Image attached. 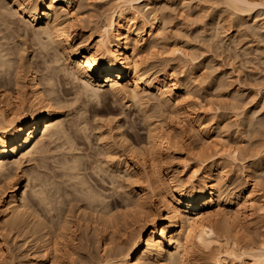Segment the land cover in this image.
Segmentation results:
<instances>
[{"label":"bare ground","instance_id":"bare-ground-1","mask_svg":"<svg viewBox=\"0 0 264 264\" xmlns=\"http://www.w3.org/2000/svg\"><path fill=\"white\" fill-rule=\"evenodd\" d=\"M2 1L0 264L9 255L8 239L21 237L41 248L40 264L89 263L77 256L79 249L69 250L64 244L67 236L78 241L76 227L67 229L75 217L76 223H85L81 227L87 236L92 232L110 240L95 264H264V240L254 244L239 236L242 221L250 226L254 211L264 213L256 195L262 190L257 179L264 178V146L255 148V137L250 136L242 147L251 152H243L236 140L231 146L230 137L221 136L217 123L207 127L194 117L192 126L202 145L190 160H175L172 148L178 145L179 134L171 132L161 109L173 117L184 110L190 117L196 114V105L183 107L181 102L190 103L188 86L197 84L194 62L206 64L208 59L195 50L189 54L182 45L172 48L173 56L190 58L195 68L181 85L167 69L151 73L143 67L145 55L160 46L170 49L164 32L173 20L161 0H113L95 29L98 40L86 48L81 45L93 36L94 28L83 24L79 10L84 0H8L10 6ZM219 3L233 14L235 28L264 38V0ZM218 16L204 20L205 29L232 27ZM220 34L206 37L212 47L235 43L231 35L225 40ZM238 47L233 60L239 61L243 53L247 61L250 48ZM233 92L231 109L236 117L245 115L243 121L238 118L241 123L254 127L252 135L262 134L264 115L259 111L262 114L264 94L259 100L250 96L255 106L245 114L246 107L238 103L241 89ZM69 113L75 116L70 122ZM136 114L145 126L144 138ZM90 132H96L95 145ZM192 160L198 170L189 167ZM239 163L242 188L230 184L235 178L231 167ZM119 232L127 236L125 240L117 239Z\"/></svg>","mask_w":264,"mask_h":264},{"label":"rangeland","instance_id":"rangeland-1","mask_svg":"<svg viewBox=\"0 0 264 264\" xmlns=\"http://www.w3.org/2000/svg\"><path fill=\"white\" fill-rule=\"evenodd\" d=\"M112 1L113 0H86V1L84 0L83 1V3H82L83 6L80 8L79 12L85 18V21L83 22V24L85 23L84 26L87 25V26L94 28V30L92 29L94 34L89 40H87V42H85L84 44L81 45V48H86L88 46H91V45H93L92 43H95L98 40L99 34H98V31L95 29H96V27L101 25V23L103 21V16L105 15L106 11L110 8L111 4L113 3ZM219 1L218 0L217 1L216 0H184V1L183 0H170V1H168L169 3L168 2L166 3L164 0H161L160 5H161V7H163V11L167 12V14L170 16V19L172 16V20H173V21L170 20L172 22H170L171 23L170 26L164 32V36L166 39L165 43L169 44L170 47H168V48H170V49H167V47H164V46H160L158 48V50H156V53L154 52L151 55L147 54V55H145V57H143V58H145L143 61L144 62L143 67H148V69L150 70L151 73L159 72L162 69H165V70L167 69L166 72L170 75L173 73L171 76L176 78V81L178 80V83L180 85L183 83H186V81H188L187 79H189V77H190L189 75L191 72L190 69L192 70V69L196 68L194 70V74L197 76V78H196L197 84L194 83L193 86L191 84H189V86H188V87L191 86L190 88H188L189 92H190V96H191L190 103L187 101H185L186 103L184 101L181 102L183 107H186L188 104H193L194 107L196 105V107H195L197 109L196 114L193 117L192 116L190 117V115L187 112H185V110H184L183 114L179 115L178 117L177 116L173 117L170 114V111L168 109H166V108L161 109V111L163 112L162 116L164 115L163 118L166 117L164 119L165 123L167 122L166 124L168 127L171 128V132H173V134L176 133L175 135L179 134L178 135L179 136L178 137V141H179L178 145L176 147H174L175 146L174 145L172 148V151L175 155V160L177 159L176 162L182 163V162H186L187 160H190V158L192 157V153L194 154V152L197 151L199 146L202 145L201 144L202 140L199 137L200 135L192 126V120L194 117L198 121H200V123L205 124V126H207V127H209V125L211 127L212 123H217V126H219V127H217L218 130L223 132L221 134V136L222 137L223 136H226V137L229 136L230 137V145L231 144L234 145L233 143L236 140L235 142H238L237 145H240L239 147H241V150L243 152L246 151L243 149L247 146V144H248L247 142L250 140L249 139L250 136L255 137V140H254L256 142L255 148L257 146V149H261L264 146V142H263L264 141V135H263L264 131H262V134H255V135L253 132V135H252V133L250 131H254L253 130L254 127L253 126L248 127L245 124H243L244 122L241 123V121L244 120L243 118H245V115H242L244 117H240V116L236 117L235 110L231 109L232 108V106H231L232 99L231 98H233L232 94L234 93L233 91H235L236 89H241V94H242V96H240L241 98L239 97V101H238L239 105H241V103H243L241 106L246 107V109L249 110V111L245 110V114L250 113L251 110L254 109L253 107L255 106L254 105L255 102H253V100H251V98L255 97V99L259 100L261 98L260 97L261 92H262V95L264 94V65H262V63H264V38L261 39V38L254 36L247 29L245 30L244 28H238L237 26H236L237 28H235V25H234L235 23L233 22V19H234L233 14L231 13L230 10L227 9V11H226V9H223V8H225L224 5L222 4L223 5L222 6L220 4L221 2L219 3ZM2 3L4 5H6L9 2H8V0H4V1H2ZM216 4H218V6ZM219 4L222 7L219 6ZM165 5L168 7H166ZM8 6H10V5L8 4ZM222 12H224V13H222ZM211 13H212V15L215 14V16H218V14H219L218 17H220L221 21H223L222 23H224V25L227 27L229 25L231 26L233 24L232 25L233 28L232 27L229 28L230 27L229 26L228 27L229 29H223V31L221 28H212V29L207 28V29H205L206 27L204 26V24H205V22L207 23V21L210 20V18L212 17V15H210ZM220 14H222V15L220 16ZM224 19L226 20V22ZM231 19H232V21H231ZM204 20H205V22H204ZM88 29H90V28H88ZM199 30H202L203 32L199 31ZM243 30H244V32H243ZM196 31L199 33V35H197L198 33ZM216 31H219L221 33L220 36L223 37V39H225V40H226L225 37L229 38L231 35V38H232V40L234 39L235 43H230V45L226 44V46H225V43H223V44H221V46L218 47V49H216L215 47H212L211 43H208L210 41V39H208V38L211 34H213ZM224 31L226 33H224ZM234 34H236V35L234 36ZM246 34H247V36H246ZM251 34H252V36H251ZM200 35L201 36L203 35L204 39L201 38ZM223 35H225V36H223ZM207 36H208V38H206ZM253 36L256 39H254ZM81 37L82 36H80V38L79 37H77V38L80 40ZM205 38L208 39V41H205ZM78 39H76L75 42H77ZM238 39L240 42L238 41ZM258 39H260L259 40L260 42L258 41ZM202 40L207 42L208 45H207V43H205ZM262 40H263V42H262ZM198 42H200L199 45H198ZM201 44H202V47L200 46ZM209 44H210V46H209ZM232 44H234V45L232 46ZM181 45L183 46L182 48H184V46H185L184 51L188 50L189 54H195L196 53V55H198V56H201V57L203 56L202 57L203 59L207 58L208 62L206 64L213 65L214 68L211 69L210 65L207 66L206 64H201L202 65L201 66V65H199V63H197L198 61L194 62L196 65H198L194 68L193 64L190 63L191 62L190 58L181 57V56H179L180 54H178V53L175 56H173L174 53L172 52L171 49L174 47L178 48V46L181 47ZM237 45L240 46V48ZM235 46L238 47V49H240V50L242 49V47H244L241 51H243L246 47H247L246 49L250 48V50L248 49V52H249L248 54L250 56L245 55V58L247 57V61H246V59H244L243 53H242V55H240L241 53L239 54L238 59L240 62L237 60V58H235L236 60H233L234 59L233 56L235 55V53L236 52L239 53L238 50L235 48ZM182 48H180V49H182ZM206 49H207V51H206ZM258 49H259V51H258ZM197 50L199 52L198 54H197ZM234 51H235V53H233ZM188 52L186 51V53H188ZM204 53H206L205 57H204ZM249 58L251 59V61ZM258 59H259V61H258ZM261 59H262V61H261ZM234 61H236V64ZM239 63H242L244 65L242 66V64H239ZM257 64H259V66ZM204 65H206V68ZM236 66H237L238 70L235 69ZM215 69H217V70H215ZM213 70H215V71H213ZM211 72L213 73V75L215 77L211 74ZM219 76H220V78H221V76L222 77L226 76V78L224 80L226 83L223 82V83H225L224 84L225 86L222 83L223 80L221 81V79H224V78L220 79ZM216 80L219 83H217ZM208 83H209V85H208ZM195 84H196V86H195ZM219 85H220V87H219ZM221 86H223V87L221 88ZM254 95L259 96V97L257 98ZM174 96H175V94H174ZM250 96H252V97L250 98ZM230 99H231V102H230ZM195 100H197V101H195ZM198 101L201 103H197ZM251 101H252V103H251ZM195 102L198 104V106ZM131 111H133V110H131ZM135 111L136 110H134V112ZM263 111H264V109H263ZM263 111H262V114L259 111V114L261 116L264 115ZM134 112H131V113L134 114ZM88 114L89 113H87L86 116H88ZM259 114L257 113L258 116H259ZM68 116L69 117L67 119L69 122L74 120V117H75L74 115L69 113ZM136 117L139 119L138 124L140 125V127L142 126L141 127L142 130L140 132L141 137L144 138L146 135V130H144L145 126L137 114H136ZM105 118L107 119V117H105ZM215 118H217V120ZM237 119H238V121H237ZM103 120H104V118H103ZM213 120H214V122H213ZM90 123L92 124L91 121H90ZM240 123L242 125H240ZM244 126H245V128H244ZM251 128H252V130H251ZM246 129H247V132H246ZM261 129L263 130L264 126ZM248 132H249V135L247 134ZM95 133L96 132H90V135H92L90 137L91 138L90 140L92 143L93 142L96 143V134ZM256 135L257 136L259 135V137H257ZM261 135H263V136H261ZM226 137H224L225 140L229 141V139H228L229 137L228 138H226ZM257 143H258V145H257ZM242 146H244V148ZM51 148H53V152L55 151L54 149H56L53 146H51ZM250 150L251 149H249V150L247 149L246 152L249 153V152H251ZM54 153H56V152H54ZM261 161H262L261 162V168L264 171V156L261 158ZM188 163H189V167L194 166L193 171L199 169L194 165L195 162L193 160L188 162ZM237 165L238 166L233 165L231 167V169H232L231 171L235 172V178L232 179L230 184H233L232 187L233 186L234 187L240 186V188H242L243 183H244V179L242 176L241 163H239ZM29 167H31V166H28L27 168H29ZM263 175H264V173H263ZM261 177L260 178L258 177L260 180L257 179L258 180L257 182L259 183L258 189H259V186L262 189L258 192V194H256L260 198L259 201L261 200V202L259 203V206L262 205V203L264 204V196H263L264 195V189H263L264 186L261 185V183H263L264 178L262 177L263 179H261ZM106 186H108V185H106ZM107 188H109V186ZM108 193H109V191H108ZM253 213H254V215L252 216V222L253 223L250 224V226L248 225V223L245 220L242 221V223H240L241 225H239V228L241 230L239 229L240 230L239 236L243 237L242 240H246L248 243L256 244V243H259L260 240H264V213L259 211L258 209L256 212L254 211ZM75 218L69 219V223L72 225L69 226L70 224L68 223L69 225H68L67 229L69 227H71L69 229H74L76 227L74 230L76 231V229H77L76 237H78L77 238L78 241H74L72 239L70 240L69 236H67L65 234V236H67L66 237L67 240L64 239V242H65V240H66V242L67 241L68 242L64 243V244H68L67 248H69V250L72 247L74 249H77V250L79 249V251L77 252V253H79V255H77V256H80L79 258L81 260H84V259L88 260L89 263L87 262V264H92L91 262H94V261L95 262L93 264H95L96 261L99 260L100 255L103 253V252L101 253V248L103 249L106 246L105 244L109 243L110 240H109V238L106 237L107 235L106 236L100 235L101 238L103 236V238L101 240L100 237H96L95 236L96 234H93L92 232L90 233L91 236L89 235L90 237L87 236V234L85 232L86 229L84 228V226H83V228L81 227V225H83L85 223L84 222L82 223V221L81 222L78 221L76 223L77 218L76 219ZM0 220H1V216H0ZM74 222L76 223L77 226H74L75 225ZM66 232H68V230H66ZM123 233H125V232H123ZM120 234H122V232L121 233L119 232V234H116V236H118L117 239H120V238L123 239L124 235H120ZM65 236H64V238H65ZM125 236H124V240H125ZM86 237H88V238H86ZM21 238H18V239L16 238V240L14 238L8 239L7 249L9 250V252H7V254H9V255L4 256L3 260H5V261L2 263L3 264L4 263H6V264H12V263L13 264H40L41 259H42L41 248L36 246L35 243H33L31 241H27V243L29 242L27 244L25 238L22 240H21ZM86 239L87 240L89 239V240L87 241ZM97 239H99V240L97 241ZM23 240L25 241V243ZM14 241H16V242H14ZM98 242H99V244H98ZM74 245L75 246L78 245V246L75 247ZM79 246H81V247H79ZM81 257L82 258L84 257V258L82 259ZM90 257H92V258H90ZM79 258L77 260H80ZM95 259H97V260H95Z\"/></svg>","mask_w":264,"mask_h":264}]
</instances>
